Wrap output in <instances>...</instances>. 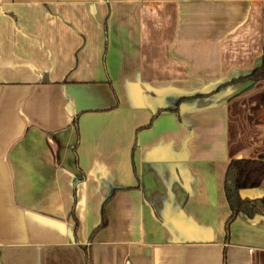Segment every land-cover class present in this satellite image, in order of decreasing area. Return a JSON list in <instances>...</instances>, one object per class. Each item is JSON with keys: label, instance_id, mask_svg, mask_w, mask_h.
I'll return each mask as SVG.
<instances>
[{"label": "crops", "instance_id": "crops-1", "mask_svg": "<svg viewBox=\"0 0 264 264\" xmlns=\"http://www.w3.org/2000/svg\"><path fill=\"white\" fill-rule=\"evenodd\" d=\"M260 65L264 0H0V264H264Z\"/></svg>", "mask_w": 264, "mask_h": 264}, {"label": "trees", "instance_id": "trees-1", "mask_svg": "<svg viewBox=\"0 0 264 264\" xmlns=\"http://www.w3.org/2000/svg\"><path fill=\"white\" fill-rule=\"evenodd\" d=\"M263 78H264V66L260 65L259 67L251 71L249 74L245 76L233 78L228 82L230 83L236 80L257 81ZM221 86L222 84L218 85L216 89H219ZM198 96H202V94H195L189 97L193 98ZM73 123H75V120H73ZM263 179H264L263 156H259L256 159L233 158L229 161L225 171V194L229 208L231 210V213L227 219L228 223L234 219L237 213H244L248 217H252L255 214H264L263 199L241 198L239 195V191L241 189L256 187L261 183ZM102 226L103 223L97 225L92 230L90 237L94 232L99 230ZM84 255L88 263V255L85 248H84Z\"/></svg>", "mask_w": 264, "mask_h": 264}]
</instances>
